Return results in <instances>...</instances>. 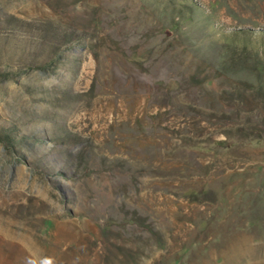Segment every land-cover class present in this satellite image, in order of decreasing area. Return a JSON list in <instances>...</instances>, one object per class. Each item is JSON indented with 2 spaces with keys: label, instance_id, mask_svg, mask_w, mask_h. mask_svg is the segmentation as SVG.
<instances>
[{
  "label": "rangeland",
  "instance_id": "obj_1",
  "mask_svg": "<svg viewBox=\"0 0 264 264\" xmlns=\"http://www.w3.org/2000/svg\"><path fill=\"white\" fill-rule=\"evenodd\" d=\"M263 90L264 0H0V264H264Z\"/></svg>",
  "mask_w": 264,
  "mask_h": 264
},
{
  "label": "trees",
  "instance_id": "obj_2",
  "mask_svg": "<svg viewBox=\"0 0 264 264\" xmlns=\"http://www.w3.org/2000/svg\"><path fill=\"white\" fill-rule=\"evenodd\" d=\"M6 77H8L7 75L6 76H4V79H6ZM262 90V89H261ZM264 91V90H263ZM263 91H260V92H258V93H262ZM264 93V92H263ZM260 99V98H259ZM2 142H4V143H11L12 142V140H11V137H10V135H8V134H6V136H4V138H2V139H0Z\"/></svg>",
  "mask_w": 264,
  "mask_h": 264
}]
</instances>
